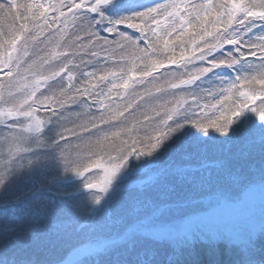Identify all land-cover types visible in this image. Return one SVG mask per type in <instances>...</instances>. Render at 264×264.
Wrapping results in <instances>:
<instances>
[{"label": "snow or ice", "instance_id": "snow-or-ice-1", "mask_svg": "<svg viewBox=\"0 0 264 264\" xmlns=\"http://www.w3.org/2000/svg\"><path fill=\"white\" fill-rule=\"evenodd\" d=\"M255 176L264 0H0V264H264Z\"/></svg>", "mask_w": 264, "mask_h": 264}, {"label": "rangeland", "instance_id": "rangeland-1", "mask_svg": "<svg viewBox=\"0 0 264 264\" xmlns=\"http://www.w3.org/2000/svg\"><path fill=\"white\" fill-rule=\"evenodd\" d=\"M253 179L255 180V184L252 188L246 191L245 195L247 197L249 214L254 216L258 221L261 212L264 211V185L260 184L259 176H255L253 177ZM234 195H240V191L236 190L234 192ZM261 244H264V237H260L257 239V247H259ZM217 258L221 261V264H229L230 260L233 258V254H230L228 248L223 242H221L218 246ZM68 259L70 263L67 264H74L77 259L75 250L71 253ZM207 259L208 249L203 245L197 243V246L195 247L192 256L190 257V260L193 262L199 261L200 264H206ZM61 264L63 263L61 262Z\"/></svg>", "mask_w": 264, "mask_h": 264}, {"label": "trees", "instance_id": "trees-1", "mask_svg": "<svg viewBox=\"0 0 264 264\" xmlns=\"http://www.w3.org/2000/svg\"><path fill=\"white\" fill-rule=\"evenodd\" d=\"M76 246L77 242L75 240L65 241L55 249L53 256L64 264V260L68 257V254L75 250Z\"/></svg>", "mask_w": 264, "mask_h": 264}, {"label": "water", "instance_id": "water-1", "mask_svg": "<svg viewBox=\"0 0 264 264\" xmlns=\"http://www.w3.org/2000/svg\"><path fill=\"white\" fill-rule=\"evenodd\" d=\"M68 263H70V262H69V259H68Z\"/></svg>", "mask_w": 264, "mask_h": 264}]
</instances>
